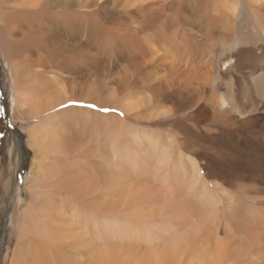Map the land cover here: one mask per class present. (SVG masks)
<instances>
[{"label":"bare ground","instance_id":"obj_1","mask_svg":"<svg viewBox=\"0 0 264 264\" xmlns=\"http://www.w3.org/2000/svg\"><path fill=\"white\" fill-rule=\"evenodd\" d=\"M85 1L0 0L37 189L7 264H264V0H126L132 67L115 90L66 82L72 56L51 48L55 29L81 27ZM146 111L169 116L164 133L128 125Z\"/></svg>","mask_w":264,"mask_h":264},{"label":"rangeland","instance_id":"obj_2","mask_svg":"<svg viewBox=\"0 0 264 264\" xmlns=\"http://www.w3.org/2000/svg\"><path fill=\"white\" fill-rule=\"evenodd\" d=\"M85 6L80 9L86 16L81 27L79 29L71 27L67 30L55 29L58 31L51 39V46H53L51 48L54 51L58 44H62L64 47H68L66 48L68 49L67 54L72 56L73 61L70 69L67 68L66 72L62 74L66 82L79 81L85 83V85L94 83L98 87L115 90L120 86L127 75V71L132 67V63L125 57L127 56V47L122 36H131L130 29L134 24L127 13L135 8L132 9L126 0H91L85 1ZM89 16H92L93 20ZM137 16L139 15L137 14ZM104 32L111 36L107 37ZM160 53L161 51L156 55L151 54L140 57L138 63L143 66L142 71H149L151 69H149V65L157 59V55ZM74 58H77V60H74ZM164 73L160 70L157 75L160 76ZM66 82L64 83L66 84ZM117 93L118 96L125 94L122 90H117ZM175 102L180 103V100L176 99ZM85 108H92L103 114L113 112L112 106L97 107L93 102L86 103ZM116 113L120 115L121 112L118 110ZM151 114L152 112L147 111L142 113L143 116L138 119V124L132 120H127V123L129 126H133V129L136 127L134 131H145L159 135L164 133V128L168 127L169 116L159 115L155 117V112L153 115ZM124 115L127 117L126 114ZM30 122V120L18 116L14 110L10 76L0 50V264L8 263V258L12 254L19 236L22 211L28 202L34 200L37 193L35 178L31 183L32 191L35 194L32 196L28 190L35 159V151L29 144V134L27 132ZM20 141L23 142L20 144ZM24 144L26 148L23 147L22 149ZM179 147L185 158L197 159L204 176H206L205 170L207 171L209 167V160L204 158L200 152L194 155L193 150L189 149L186 144L179 145ZM194 147L197 148L198 145ZM49 157L52 160L57 156L51 153ZM146 162L152 163L153 161L146 160ZM141 168H138L141 175L150 173ZM129 172L135 175V171L129 170ZM50 178V174L45 173L43 176L44 184L49 182ZM135 179L137 181L138 178ZM208 180L212 182L220 179L215 177L213 179L208 178ZM211 184L210 186L213 188L214 185ZM48 192L46 188L42 189L43 204L49 203L51 200ZM218 194L220 199L223 200L221 198L222 193L219 192Z\"/></svg>","mask_w":264,"mask_h":264},{"label":"flooded vegetation","instance_id":"obj_3","mask_svg":"<svg viewBox=\"0 0 264 264\" xmlns=\"http://www.w3.org/2000/svg\"><path fill=\"white\" fill-rule=\"evenodd\" d=\"M21 142H23V141H20V144H21ZM23 147L26 148V145H25V144L22 145V149H23ZM24 151H25V150H24ZM26 152H27V150H26ZM26 152H25V154H26Z\"/></svg>","mask_w":264,"mask_h":264},{"label":"trees","instance_id":"obj_4","mask_svg":"<svg viewBox=\"0 0 264 264\" xmlns=\"http://www.w3.org/2000/svg\"><path fill=\"white\" fill-rule=\"evenodd\" d=\"M30 150V149H29Z\"/></svg>","mask_w":264,"mask_h":264}]
</instances>
